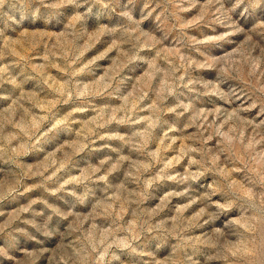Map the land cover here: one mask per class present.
I'll return each mask as SVG.
<instances>
[{
	"label": "clouds",
	"instance_id": "clouds-1",
	"mask_svg": "<svg viewBox=\"0 0 264 264\" xmlns=\"http://www.w3.org/2000/svg\"><path fill=\"white\" fill-rule=\"evenodd\" d=\"M0 264H264V0H0Z\"/></svg>",
	"mask_w": 264,
	"mask_h": 264
}]
</instances>
